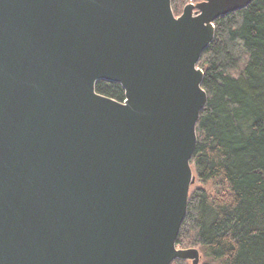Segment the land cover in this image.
Returning a JSON list of instances; mask_svg holds the SVG:
<instances>
[{"label":"water","instance_id":"water-1","mask_svg":"<svg viewBox=\"0 0 264 264\" xmlns=\"http://www.w3.org/2000/svg\"><path fill=\"white\" fill-rule=\"evenodd\" d=\"M252 1L175 17L171 0H0V264H200L176 246L197 65L215 21Z\"/></svg>","mask_w":264,"mask_h":264},{"label":"trees","instance_id":"trees-1","mask_svg":"<svg viewBox=\"0 0 264 264\" xmlns=\"http://www.w3.org/2000/svg\"><path fill=\"white\" fill-rule=\"evenodd\" d=\"M186 1L171 0L176 17ZM197 66L207 102L176 246L197 249L200 264H264V0L218 18ZM95 91L124 100L119 84L98 81Z\"/></svg>","mask_w":264,"mask_h":264},{"label":"rangeland","instance_id":"rangeland-1","mask_svg":"<svg viewBox=\"0 0 264 264\" xmlns=\"http://www.w3.org/2000/svg\"><path fill=\"white\" fill-rule=\"evenodd\" d=\"M187 4H195L194 2H192L191 0H188V1H186V3L183 5V7L181 6V8L179 9V12H178V14L180 15L181 13H182V10H183V8L187 5ZM177 14V15H178ZM178 15V16H179ZM175 16V15H174ZM177 16V17H178ZM176 17V16H175ZM193 170V169H192ZM195 180V179H194ZM197 186H198V184H197ZM196 188V183L195 184H193L191 187H190V191L189 192H192L194 189ZM181 249V248H180Z\"/></svg>","mask_w":264,"mask_h":264}]
</instances>
